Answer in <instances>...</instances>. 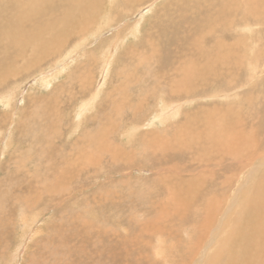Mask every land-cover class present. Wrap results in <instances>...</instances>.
Wrapping results in <instances>:
<instances>
[{
  "label": "rangeland",
  "instance_id": "obj_1",
  "mask_svg": "<svg viewBox=\"0 0 264 264\" xmlns=\"http://www.w3.org/2000/svg\"><path fill=\"white\" fill-rule=\"evenodd\" d=\"M14 1L20 17L33 0ZM229 1L232 7L218 0H99L84 39L75 27L37 59L29 51L10 67L12 58L0 56V264H193L196 255L201 264H264L263 227L241 214L245 201L264 210V168L243 169L245 153L238 161L232 152L257 140L247 157L264 162V18L249 14L264 7ZM8 2L0 0V26L12 10ZM149 6L135 38L138 10ZM246 26L255 29L253 37ZM4 36L0 31V43H7ZM217 42L235 49L231 63L238 68L210 75L211 61L201 51H213ZM44 75L53 82L44 84ZM165 104L180 106V113L150 126ZM255 123H262L259 135ZM222 134L225 155H205L213 146L201 148L200 136ZM221 155V164L208 160ZM193 179L191 188L178 186ZM239 188L217 237L220 247L207 259L205 245L194 249L202 225L209 215L216 224L211 209L220 205L224 212ZM198 189L195 203L169 194Z\"/></svg>",
  "mask_w": 264,
  "mask_h": 264
},
{
  "label": "bare ground",
  "instance_id": "obj_2",
  "mask_svg": "<svg viewBox=\"0 0 264 264\" xmlns=\"http://www.w3.org/2000/svg\"><path fill=\"white\" fill-rule=\"evenodd\" d=\"M9 4H8V7L7 9H11V11H9V13H7L6 11V14L4 12V22L2 23V25L0 26V31L2 32V35H5L3 40L6 41L7 43H0L1 46H2V51L0 52V56H2V58L4 57V55H8V58L11 59L8 63V65L10 67H13L14 65L15 66H18L19 65V62L18 60H23L25 58L28 57L27 53L30 52H34V55L35 56V59L36 56L41 55V54H44L45 52H47L48 50H50V48H52L53 46H56L59 42L62 41V39H64L65 37H68V35L70 34L71 31L77 29V27H80L82 28L81 31L78 33V36L77 38H83L84 39V36L87 35L89 32H90V29H91V26H93L94 22L96 21V16L97 15H94L97 13V11L99 10V7H100V2L99 0H42L41 2H36L35 0L31 1V2H28L26 5H23V7H21L19 9L20 11V17H19V14L17 12V9L16 7H14V3L15 1L14 0H8ZM219 2H222V1H225V4L226 6L228 7H232L233 3L234 2H230L229 0H218ZM247 1V2H246ZM251 0H245V2L247 4H249ZM256 3L255 5H262L264 7V0H254ZM117 0H111V4L113 3H116ZM126 2H128V0H126ZM38 3V4H37ZM157 3V2H154L152 4V6ZM99 4V5H98ZM93 7H95L93 13H88L90 11L93 10ZM113 8V6H112ZM261 8V7H260ZM151 10V6L147 7L145 10L142 9V7H140V9L138 10V16H141L137 23L135 24L133 30H132V36H134L135 38L140 34V25H141V22H142V19L144 17V12L145 11H148ZM16 10V11H15ZM250 16L252 17H255V14L256 16H261V18H259L260 20L262 19V17L264 18V10L262 9L261 11H259V8H256V9H251L250 8V12H249ZM87 17H92L90 18V22L87 23L85 26H82L84 23H82L84 20H86ZM247 17H245L246 19ZM80 23V24H79ZM139 23V24H138ZM138 24V25H137ZM76 27V28H75ZM75 28V29H74ZM247 29V32H251V36L253 37V31L255 29H253V27H249V26H246L245 27ZM253 30V31H252ZM255 32V31H254ZM56 39V40H55ZM80 43V42H79ZM65 45V44H64ZM62 45L60 48H59V52H57L56 54L59 55L63 52V50L65 49V46ZM200 46H197V48L200 50ZM64 48V49H62ZM79 48V47H78ZM16 50V51H15ZM77 49L73 51L75 52ZM10 51H15L14 52H10ZM201 51V50H200ZM239 51V50H238ZM9 52V54H8ZM201 53L205 56H208L207 58L211 61V66L209 67V74L212 75L214 74L216 71L220 70V69H226V70H230L232 69L231 67L234 66L236 69L238 67V63H234V65L231 63L232 61V56L233 54L237 53L235 51V49L233 48H230L228 49L227 46L221 44V42H217L216 43V46H215V49L212 51H208L205 53V51L203 50V52L201 51ZM55 54V55H56ZM213 54H217L216 57L217 58H214L213 57ZM69 55V54H68ZM62 56V55H61ZM30 57V56H29ZM55 57V56H54ZM39 58V57H38ZM240 58V56H239ZM34 59V60H35ZM33 58L31 57V59H28L27 61H25L23 64H26L30 61H32ZM112 60V57L110 56L107 60H106V64L103 68V71L106 72L104 78L106 80V77L108 76V71L110 69L109 65L111 64V61ZM233 62V61H232ZM110 63V64H109ZM240 63V62H239ZM240 66V65H239ZM54 77H50L49 75H44L43 78L41 79L42 82L44 84H51L52 79ZM33 82V81H32ZM181 88V87H180ZM179 88V89H180ZM99 89V88H98ZM97 89V90H98ZM178 88H176L175 92H178L179 90ZM186 89L185 87H183L181 90H184ZM180 91V90H179ZM100 92V91H99ZM99 94V93H98ZM95 95V97H92V99L89 100L88 103H84L82 105V107L80 109H82V112L86 111L87 107L88 106H92L94 103H95V100L98 99L97 98V95ZM228 96H223V98H227ZM163 103H165L163 101ZM162 103V104H163ZM94 107V106H93ZM91 109V107H90ZM180 109L181 107L180 106H170V105H164V108H163V111L159 114V115H155L153 117V120H151L149 122V125L153 126L156 124V121H159V120H162V121H165L166 118L167 120H169L168 118L172 117V116H177L179 113H180ZM261 110V109H260ZM264 110V109H263ZM88 111V110H87ZM79 113V112H78ZM262 114V113H261ZM81 115V113H80ZM258 115V114H257ZM263 115V114H262ZM173 118V117H172ZM176 118V117H175ZM258 118V117H257ZM264 118V117H263ZM262 118V120H263ZM258 120V119H257ZM261 120V119H260ZM261 120V121H262ZM226 121V120H225ZM227 123V121H226ZM242 123V122H241ZM164 124V123H163ZM218 124V123H217ZM256 124V123H255ZM262 123H258L256 124V127H252L253 128V134L256 135L263 131L262 130ZM148 125V124H147ZM222 125V124H221ZM240 125V124H239ZM239 125L237 126L239 128ZM223 126V125H222ZM255 126V125H254ZM156 127V126H155ZM216 127V126H215ZM242 127V126H241ZM211 128V127H210ZM217 128V127H216ZM221 128V127H220ZM225 128V127H224ZM232 129V128H230ZM138 130V129H136ZM212 130V129H211ZM218 130V129H217ZM223 131V128L221 129ZM241 130V129H240ZM210 131V130H209ZM215 131V130H214ZM219 131V130H218ZM225 131V130H224ZM245 131V128L242 129V132L244 133ZM240 132V131H239ZM212 133V132H211ZM230 133V132H228ZM234 133V132H232ZM238 133V132H237ZM236 133V134H237ZM132 134V132H131ZM205 134V133H204ZM214 132L212 133V136H213ZM218 134V133H217ZM240 134V133H239ZM207 135V134H206ZM205 135V136H206ZM215 135V134H214ZM223 135L225 136V134H222V135H219L217 138H209L208 140H200V138L202 137V135L200 136V138L198 139V143L197 144H200V147L201 148H204L207 147L206 145H209V144H212L213 146V150H210L209 149H204L203 152H205L204 154L209 156L211 153H216L219 154V153H223L224 154V150H223V147L221 146L222 143H223ZM228 135V134H227ZM231 135V133H230ZM252 135V134H251ZM240 136V135H239ZM243 136V135H242ZM247 137V135H245ZM261 136V135H260ZM226 137V136H225ZM224 137V138H225ZM259 137V136H258ZM205 138V137H204ZM207 138V136H206ZM250 138V137H249ZM194 139V138H193ZM202 139V138H201ZM233 139V138H231ZM200 140V141H199ZM262 140V139H260ZM263 141V140H262ZM226 143V142H225ZM240 146L242 149H239L237 148L235 151H232L237 158L235 159H238V161L241 159L240 158V155L243 154L244 156V153H245V160L241 163V165H243V169H245V165L246 166H250L252 165L253 169L256 170V167L257 168H264V162H260L257 163L256 165H254V163L252 162L253 160H251V158L247 157L249 155V152L252 151L254 149V147H258V141L256 140L255 143L253 142H248L246 144V151H244V145L240 143ZM264 146V145H263ZM208 148H211V147H208ZM220 148L221 151H218V149ZM233 148L232 146H229V150ZM256 149V148H255ZM258 149V148H257ZM260 149V148H259ZM258 149V150H259ZM264 149V148H263ZM206 151H209V152H206ZM257 151V150H255ZM248 152V153H247ZM251 153V152H250ZM256 153V152H255ZM261 153H264V152H261ZM202 154V153H201ZM229 154V153H228ZM248 154V155H247ZM258 154V153H257ZM220 155V154H219ZM225 155V154H224ZM224 155H221L216 157L215 159H208L209 162L212 164H221V162L224 161ZM262 155V154H261ZM229 156V155H227ZM230 156H233L232 154H230ZM260 157V156H258ZM263 159H264V156L262 155ZM261 160V159H260ZM264 161V160H263ZM257 162V161H256ZM248 168V167H247ZM251 169V167L249 168V170ZM252 169V170H253ZM254 170V171H255ZM251 171V170H250ZM263 171V169H262ZM241 172V171H240ZM239 172V173H240ZM259 172V171H258ZM211 173L210 174V177H215L216 173L215 171L211 170ZM264 173V172H263ZM261 174V172H260ZM244 175V174H243ZM246 175V174H245ZM249 178H251V174L247 175ZM244 177V176H243ZM242 177V178H243ZM262 181H263V178L262 176H260ZM63 178V177H62ZM248 178V180H249ZM253 178V177H252ZM239 179V178H238ZM245 179V178H244ZM243 180V179H242ZM241 180V181H242ZM258 180V178L256 179ZM195 181V179H193L192 181H179L178 183V186H187L189 188H191V183L193 184V182ZM197 181V180H196ZM246 181V179H245ZM244 181V183H245ZM252 181V180H250ZM261 181V180H260ZM199 182V181H198ZM212 182V181H211ZM225 182V181H224ZM227 182V181H226ZM248 182V181H247ZM232 183V182H231ZM240 183V182H239ZM243 183V182H242ZM256 183H261V182H257ZM263 183V182H262ZM246 184V183H245ZM177 185V184H176ZM214 183L212 182L211 185H209V187L205 190L206 192L208 191V193L212 192L213 188H211L210 186H213ZM229 185V184H227ZM231 186H233L232 184H230ZM229 185V187H230ZM250 185V184H249ZM262 185V184H261ZM251 186V185H250ZM255 186V185H254ZM246 187V186H245ZM256 187V186H255ZM253 187V188H255ZM257 187L259 188V186L257 185ZM243 188V187H242ZM242 188H239V190L236 191V194H235V199L233 197V203L230 205L229 208H227L224 212H223V208L221 209V206L219 205L218 208H213L211 209L212 211L211 212H214V214L216 215L215 218L217 217L218 220H217V223L214 224V225H211L212 222L209 221L210 218V215L208 218L205 219V222L203 223V227H202V237H200L199 241L198 242H195L194 243V249H198L199 251L202 249L203 245H205V247L202 249L204 250V254H206V258L209 259V255H208V252L209 250L211 249H215V248H218L220 247V241L217 240V237H221V233H225L224 231V228L227 227L225 224H227V215L230 214L229 212L232 213L233 211V206H236V204L234 203L237 198L239 197L240 195V191H243ZM248 188V187H246ZM261 188V187H260ZM249 189V188H248ZM247 189V190H248ZM246 190V189H245ZM257 190V189H256ZM173 192H170L169 194L171 196H181L183 198H187L188 200L186 201H193L194 203L197 201V200H200V194L201 193V190L198 189V190H194L195 192L191 193L190 195H186L184 193H181V194H178L176 195V191L175 190H172ZM258 191V190H257ZM256 191V192H257ZM246 193V191H244ZM255 192V193H256ZM261 192V191H260ZM259 192V193H260ZM172 193V194H171ZM235 193V192H234ZM242 193V192H241ZM258 193V192H257ZM264 193V192H263ZM189 194V193H188ZM255 195V194H253ZM260 195V194H259ZM234 196V195H233ZM224 197V196H223ZM246 197V196H245ZM176 198V199H178ZM213 198L210 197V200ZM242 198V197H241ZM249 198V197H248ZM253 198V197H252ZM259 198V197H257ZM254 199V198H253ZM256 199V198H255ZM180 200V199H178ZM257 200V199H256ZM255 200V201H256ZM260 201V199H258ZM240 201V200H239ZM254 201V202H255ZM182 202V201H181ZM243 203V201H241ZM246 202V201H245ZM244 202V204H245ZM221 203V202H220ZM176 204V203H175ZM179 204V203H178ZM240 204V203H239ZM243 204V209H242V212L241 214H245V211L246 213L248 214L247 217H243V218H247L249 221H250V224L252 223L253 226H257L258 224L260 226H262L263 228V232H264V210L262 208H259L258 210L256 209L255 207V211H253L252 208H250V205L248 206L247 204H245L244 206ZM250 204V203H249ZM252 204V203H251ZM257 204V202L255 203ZM182 205V204H181ZM260 205V204H259ZM263 205V203H262ZM223 206V204H222ZM257 206V205H256ZM210 207V206H209ZM260 207V206H257V208ZM177 208V207H176ZM186 208V207H185ZM183 207H181V209H185ZM188 208V207H187ZM193 208V207H192ZM178 210V209H177ZM237 210V209H236ZM240 210V209H239ZM248 210V212H247ZM179 211V210H178ZM235 211V210H234ZM238 211V210H237ZM185 212V211H184ZM210 212V211H209ZM211 212L209 214H211ZM238 213H240L238 211ZM196 214V213H195ZM202 214V213H201ZM181 215V214H180ZM231 215V214H230ZM240 215V214H239ZM246 216V215H245ZM243 220V221H246V223L248 224L249 221L247 220ZM241 220V219H239ZM263 220V222H262ZM225 223V224H224ZM256 223V224H255ZM239 224V223H238ZM234 225V224H232ZM237 225V224H236ZM31 227V226H30ZM213 227V229H212ZM210 228L212 230H210ZM236 228V227H235ZM234 228V229H235ZM238 228V227H237ZM236 228V229H237ZM195 229V228H194ZM196 230V229H195ZM195 230H193L195 232ZM205 231H208V234L209 236L206 235V238H205ZM234 232V230H233ZM237 232V231H236ZM235 232V233H236ZM243 232V231H242ZM187 233V232H186ZM241 233V232H240ZM234 234V233H233ZM236 234H239V233H236ZM241 234H244L241 233ZM263 234V233H262ZM197 235V234H196ZM240 235V234H239ZM225 236V235H224ZM192 238V237H191ZM204 239L206 240L204 242ZM242 239V238H241ZM222 240V239H221ZM225 241V240H224ZM248 241V240H247ZM252 242V241H251ZM223 243V242H222ZM222 245V244H221ZM226 245V244H225ZM228 246V245H227ZM191 248V247H190ZM189 248V249H190ZM223 248V247H221ZM225 248V246H224ZM193 249V248H192ZM196 249V250H197ZM176 250V249H175ZM223 251H225V249H222ZM172 251V250H171ZM186 251V250H185ZM190 251V250H189ZM195 251V250H194ZM212 253V251H211ZM221 253H223L221 251V249H219L217 255H220ZM233 253V252H232ZM195 254V253H193ZM170 255V254H169ZM212 255V254H211ZM231 255V254H230ZM194 256V255H193ZM226 256V255H225ZM213 257V256H212ZM220 257V256H218ZM171 261V258L169 259ZM216 260V259H215ZM203 261V258H199L197 255L193 257V264H201V262ZM212 261V260H211ZM225 261V260H224ZM172 262V261H171ZM175 262V260H174ZM191 262V263H192ZM214 262V261H213ZM221 262V260H220ZM223 262V261H222ZM230 262H235L233 261L232 259H228V264H230ZM209 263V262H208ZM215 263V262H214ZM219 263V262H218ZM217 263V264H218ZM207 264V263H206ZM236 264V262L234 263Z\"/></svg>",
  "mask_w": 264,
  "mask_h": 264
}]
</instances>
